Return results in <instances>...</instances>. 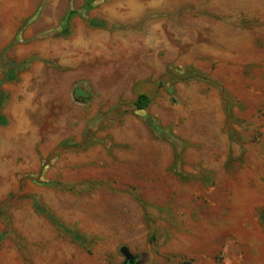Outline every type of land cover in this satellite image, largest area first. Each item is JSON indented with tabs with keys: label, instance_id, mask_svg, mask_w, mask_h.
Masks as SVG:
<instances>
[{
	"label": "crops",
	"instance_id": "obj_1",
	"mask_svg": "<svg viewBox=\"0 0 264 264\" xmlns=\"http://www.w3.org/2000/svg\"><path fill=\"white\" fill-rule=\"evenodd\" d=\"M231 2L0 0V264L23 263L39 241L43 256L67 241L86 247L94 235L59 209L96 192L97 153L126 159L129 134L161 145L158 166L183 186L264 163L255 125L227 114L240 108L233 95H255L257 79L238 55L249 31ZM139 95L150 98L144 109ZM209 109L226 121L192 122ZM235 125L251 136H235Z\"/></svg>",
	"mask_w": 264,
	"mask_h": 264
},
{
	"label": "rangeland",
	"instance_id": "obj_2",
	"mask_svg": "<svg viewBox=\"0 0 264 264\" xmlns=\"http://www.w3.org/2000/svg\"><path fill=\"white\" fill-rule=\"evenodd\" d=\"M231 1L208 3L215 9L231 8ZM235 6L245 15L249 31L241 37L250 40L238 55L255 67L257 79L255 95H233L240 108L227 114L243 126L255 125L256 148L264 155V0H240ZM79 102L88 103L83 97ZM225 115L209 109L193 113L192 122L205 128L226 121ZM232 129L235 136H251V128ZM140 139L129 134L124 160L109 161L97 153L96 192L85 202L72 196L60 207L66 223L94 235L84 238L86 247H70L67 241L54 246V255L43 256L47 248L39 241L32 255L23 263L17 258L16 264H264V207H252L255 190L264 194V163L257 161L255 173L249 167L242 175L231 169L230 175L215 176L216 181L205 177L202 185L183 186L168 174L167 165L158 166L163 147L148 136ZM137 196L144 206L138 205ZM123 247L130 254L127 261Z\"/></svg>",
	"mask_w": 264,
	"mask_h": 264
},
{
	"label": "trees",
	"instance_id": "obj_3",
	"mask_svg": "<svg viewBox=\"0 0 264 264\" xmlns=\"http://www.w3.org/2000/svg\"><path fill=\"white\" fill-rule=\"evenodd\" d=\"M7 79H11L10 76H7ZM150 102V98L146 95H139L137 99L134 101V106L137 109H144Z\"/></svg>",
	"mask_w": 264,
	"mask_h": 264
},
{
	"label": "water",
	"instance_id": "obj_4",
	"mask_svg": "<svg viewBox=\"0 0 264 264\" xmlns=\"http://www.w3.org/2000/svg\"><path fill=\"white\" fill-rule=\"evenodd\" d=\"M121 252L125 255L126 261L130 259V254H129V251H128V249L126 247H123L121 249ZM124 264H126V262Z\"/></svg>",
	"mask_w": 264,
	"mask_h": 264
}]
</instances>
